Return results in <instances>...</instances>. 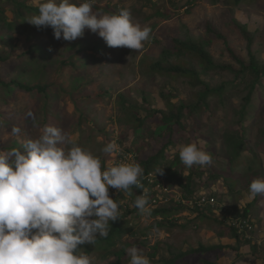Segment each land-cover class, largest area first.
<instances>
[{
  "label": "trees",
  "instance_id": "trees-1",
  "mask_svg": "<svg viewBox=\"0 0 264 264\" xmlns=\"http://www.w3.org/2000/svg\"><path fill=\"white\" fill-rule=\"evenodd\" d=\"M34 0L17 1L13 0V10L4 11L0 8V24L4 25L6 31L16 32L18 35L14 36V40H20V42L26 43V49L23 51L22 56L29 57L31 60L27 62L30 71L29 75L36 73L37 76L44 73L43 67L49 65L56 69L54 78V85L63 100L68 97L71 101L78 103L74 100L75 87H71L74 82H80L81 86L85 89L89 86H93L98 82V76L90 78L88 82V76L92 75L87 68L85 61H90L93 56L97 57L105 52L106 43L101 40L93 39H80L76 41L68 42L70 52L73 49L76 51L68 58L64 59L58 57L53 51L54 47H58L63 38L56 40L54 36L50 37L46 34H40V32H46L51 28L38 30L35 26L29 24L27 19L34 14H38L39 2L36 6H30L28 2ZM99 1V0H98ZM194 0H175V9H188L189 5ZM73 2H77L73 0ZM228 5L240 6L241 4H255L259 3L261 9L264 10V0H226ZM126 8V7H121ZM119 9V10H120ZM135 10L129 9L134 14L144 19H150L151 15H146L142 7H135ZM94 10H100L106 13L117 14V10L111 11V7L102 6L99 7V3L94 4ZM110 10V11H109ZM118 10V11H119ZM157 15L162 18L169 17L164 12H158ZM134 15H132L133 19ZM135 18V17H134ZM238 28L246 40V48L249 56V60L245 61L242 57L237 55L232 49L227 48L230 58L233 60V64H217L214 62L213 56L208 50L209 41L205 39H192L186 36L181 37L169 30L167 26H163L156 30V26L151 27V46H161L160 56L158 59L153 60L150 56H144L141 60V65L144 67L146 74L157 76L160 78H167L169 80H178L183 78L187 84L192 88L191 99L187 101L178 100L172 102L171 93H164L160 91L154 98L155 105H150L152 98L150 99L147 92L142 90V102L135 106L131 97V90L126 93H119L116 96V102L122 112V117L118 118V123L124 125L123 136L121 137V144L123 149L135 155L134 160L139 163L143 169V176L141 177V188L133 187L130 192H120L119 197L116 198L109 190L110 197L114 200L124 198L128 207L126 214L121 215L117 221L110 222L109 234L106 238L98 237L97 243L94 245H81V250L85 251L88 255H91L96 250L98 257L106 264H125L129 261L126 253V248L136 245L143 249L145 255L150 259L151 264H178L179 262L193 264H211L209 258L214 254L218 262V255L223 252L224 245L221 246H199L196 249L188 250L187 253H180L170 258H166L164 254L159 257L161 244L152 248L153 252L148 253L146 251V245L143 242L138 241L141 236H147L148 232L139 231L136 233L134 226H131V221H138L142 216L138 209L134 205V201L137 196L144 195L149 201V206L155 208L151 210V215L154 218H161L157 221L155 228H162L167 232H170L174 228L181 227L178 224V218L175 217L186 209H189L186 203L192 202L193 208L190 211L196 215L191 221L193 224H201L204 227H210L211 224H217L219 237H230L236 239L235 248L240 251L242 246L252 243V240L246 239L245 233H242L234 228L231 224L224 227L216 220L213 221L211 214L214 211V206L210 204H203L198 206L200 201L199 194L208 195V197L215 198L216 194L213 191L215 185H223L226 187L227 194L231 198V221L238 220V218L249 219L251 215L255 214L257 205L263 200L264 196H257L249 202H245L243 205L244 193L248 195L249 184L257 178H264V125L258 127L256 136L253 138H247L249 130L251 128V114L254 109L255 95L259 86L262 85L264 78V62L260 61L253 51L254 35L250 33L246 25H241L238 21L236 23ZM20 31V32H19ZM208 35L213 34L214 38L222 41L223 44L228 46V39L223 37L221 33H218L212 25H208ZM34 32V33H33ZM53 32V31H52ZM4 34L2 27H0V37ZM85 34H93L89 30H85ZM31 35V36H30ZM154 37L152 38V36ZM49 37V38H48ZM10 37L9 42L13 41ZM2 49V50H1ZM1 52L3 51L2 45H0ZM140 51H136L139 54ZM52 53L56 56H53ZM14 51L7 53V57L3 58L0 54V63L4 64L12 62L16 58ZM58 63V64H56ZM201 67V70L197 67ZM68 70L72 77L63 76L64 71ZM47 72V71H46ZM46 72L44 74H46ZM211 73L221 74L228 73L233 76V80L222 82L217 86H212L210 83L203 80V74L209 75ZM5 73H0V88L6 92L8 98H5L4 93H0V133L2 131H11L12 127L20 128L19 135H13L10 141H5L0 144V149L7 150L9 147H18L22 154H26V150L21 146L23 141L29 137H36L39 134V128L35 127L33 121H38L40 127L44 125H54L61 128V122L56 115H53L52 102L53 99L44 98L46 101L37 100L34 98L32 107L18 111L16 115L12 110L8 109L9 102L14 96L17 90L32 94L40 93L47 96V92L50 86L35 85L31 82L24 81L22 74L20 76L7 79ZM98 77V78H97ZM235 88V89H234ZM235 93L243 101L242 109L238 110L232 120H230L231 127L223 129L221 132L222 146L226 152L224 158L222 153L215 147L211 151L214 152L213 162L214 168L200 167L196 169L194 167L187 168L181 164L179 160L178 145L183 141L179 135L181 133L187 134V140L183 141V144L191 143L193 138L202 139L197 135L195 128L188 130L187 120L193 118V116L201 117L203 114H209L212 116L214 111L218 109H224L226 106L225 99L231 93ZM92 96V95H91ZM99 97H93L90 99L102 100L109 95L106 90L101 89ZM175 98V95H173ZM88 98H86L87 100ZM83 100V101H86ZM148 100H151L149 102ZM161 100L165 103L160 105ZM79 101L82 102L80 99ZM214 104V102H216ZM54 102V101H53ZM262 119L264 120V107L261 109ZM31 113V115H29ZM224 113V112H223ZM75 114L80 116V125L88 119H85L82 113L75 111ZM7 115V116H6ZM225 115V114H224ZM51 117L54 118L53 123H50ZM50 118V119H49ZM49 119V121H48ZM186 120V121H185ZM89 121V120H88ZM72 124L65 128L67 132L73 137L76 130L80 131V136L75 144L81 146L83 149L92 152L93 154L98 151L97 148H101L97 139L90 135L93 131L95 134H99L98 123L93 120V125L88 124L89 131L88 136L85 137V133L81 129H77L78 125L73 120ZM95 123V125H94ZM195 129V130H194ZM101 132V130H100ZM195 134L197 137H195ZM87 135V134H86ZM1 138V136H0ZM205 142L209 141V137H205ZM184 139V138H183ZM98 154V153H97ZM96 155V154H95ZM140 155V157L138 156ZM101 158L100 155H96ZM106 156L101 158L102 163L106 161ZM222 159V161L219 160ZM219 167V170H218ZM157 169H164V174H156ZM162 183L167 184V193H164L160 188ZM164 187V186H163ZM155 189H159V195L163 196L167 200L166 203L158 204L159 197L156 194ZM124 195H128L126 198ZM175 196L179 199L175 200ZM168 197V199H167ZM199 197V198H198ZM208 198V199H209ZM189 223V222H188ZM130 233L135 236V242L124 243L122 237L125 234ZM250 233H253L250 232ZM138 237V238H137ZM243 243V244H242ZM120 244V246H118ZM262 245L256 243L252 245L253 253L259 256L260 248ZM229 246H226L227 250ZM147 252V253H146ZM259 253V254H258ZM258 254V255H257ZM262 263L260 260L254 259V263ZM218 264V263H212Z\"/></svg>",
  "mask_w": 264,
  "mask_h": 264
},
{
  "label": "rangeland",
  "instance_id": "rangeland-1",
  "mask_svg": "<svg viewBox=\"0 0 264 264\" xmlns=\"http://www.w3.org/2000/svg\"><path fill=\"white\" fill-rule=\"evenodd\" d=\"M11 1L13 0H0V8H2L4 11L9 10L11 12L14 8ZM17 1L19 2L26 0ZM42 1L43 0H34L28 3L30 6H36ZM76 1L82 2V0ZM97 2L99 3L100 8L102 6L105 7L109 5L111 7V11L109 10L110 12H114L116 10L118 12L121 7H126L131 9V11H136V6L139 8L142 7L143 12L148 16L151 15V18L144 19L138 15V12L137 15L131 12V14L135 17H133L134 23H139L141 26H148L150 28L152 26H156V30L163 26H167L169 30L177 33L178 36L181 35V37H184L187 35V38H192L195 40L205 39L209 41L211 44L209 45L208 50L213 56L214 62L220 65H235L229 56L227 48L232 49L245 61L249 60L246 48V40L243 38L238 25H236L238 21L241 25H246L248 31L254 35L255 41L253 45V51L258 59L264 62V10L261 9L259 3L232 6L228 5L226 0H194L193 3L189 5L187 10L186 8L176 10L174 7L175 0H95V3ZM159 11L164 12V14L166 13V15H169V17L167 18L166 16L162 18L161 16L157 15ZM208 25H212L218 33H221L223 37L228 39V46L223 44V42L217 38H214L213 34L208 35ZM0 27H2L4 32V34H2L3 36L0 37V45H2L3 48L2 52V49L0 50L1 56L6 58L7 53L10 51H14L17 56L12 60V62L10 61L4 64L0 63V73H5L7 75V79L9 80L20 76L21 73L23 75V80L31 82L33 86H50L47 96H44L40 93H36L35 96H32V94L30 95L26 92L17 90L11 100H8V109H13L12 111L18 115V111H15V109L26 111L28 108L32 107L34 98H37V100L43 102L45 101L44 98L51 100L55 95L57 99L54 98V102L51 101L53 115L61 117L63 113V115L68 119V122L73 120L75 123H78L80 122V116L79 114H75V111L82 113L85 119H88L89 121L86 120L82 123V125H78L77 129H81L85 133V137L89 134V126L87 125V122L90 125H93V120L98 123L97 128H99V134H95L93 131H91L90 135L94 136L98 141L97 143H99L101 146L100 149L95 147L98 149V151L94 153V155H100L101 158L105 157V155L101 152V149L109 142H115L116 144L120 145L119 147L123 148L120 140L123 136L124 125H120L118 123V118L122 117V112L116 102V96L119 93H126L128 90H131L132 94L129 100L132 101L135 106L141 104L142 102V90L147 92L150 99L152 98V102L151 100H148L151 102L150 105H155L154 98L159 94L160 91H164L165 94L171 93L172 102H177L178 100L187 101L191 99L192 88L183 78L178 80H169L167 78L152 76L144 72V67L141 65V60L143 57L150 56L153 60H156L160 56L161 46H151L152 39H149V41L145 42V45L143 49L140 50L139 54L136 53L137 50L128 48H109L106 45V50L104 53L97 57L93 56V59L90 61H85L87 68L90 70L92 75H89L87 77L88 80H85L84 82H88L90 78H94L96 76L99 77H97L98 82L85 89L83 86H81L79 81L74 82L73 80L71 87H75L74 100L78 103L71 101L69 97L67 100H63L61 97L59 98L60 94L53 83L55 74L58 71H56L54 67L45 65L43 69L44 73L47 71L46 74L43 73L37 76L36 73H32L31 76H28L30 68L27 62L31 59L29 57L22 56L23 51L26 49V43L13 39L14 36L18 35L16 32L6 31L3 24H0ZM40 34H46L50 37H48L49 39H51L53 36V32L51 30L40 32ZM10 37L13 39L12 42H9ZM153 37L154 35L152 38ZM82 39L101 40L105 42L98 36V34H84ZM53 49H55L53 53L64 59H68L76 51V49H73L70 52L68 41L65 40L58 47H54ZM53 53L52 55L56 56ZM197 67L199 70H201V67H199L198 64ZM63 74V76L66 75L67 77H71L68 70L64 71ZM233 78L234 77L228 73H211L209 75L203 74V80L210 83L212 86H217L222 82L233 80ZM101 89L107 91L109 95L107 98L104 97L102 100H98L96 98L89 100V98L99 97L98 95ZM0 93H4L5 98H8L6 92H4V90L1 88ZM230 93L231 94L225 99L226 107L224 109L221 108L214 111L212 116H209V114H203L201 117L194 115L193 118L186 119L188 130L190 128H195L198 133L197 135L202 137V139L199 140L197 138H193L192 142H196L202 150L208 152L211 155L214 154V152L211 150L216 147L218 151L222 153L224 158L227 155L222 146L223 138L221 136V132L223 129L231 127L230 120H232L235 113L243 107L242 99L235 93ZM173 95H175V98ZM86 98L88 99L86 100ZM80 99L82 102L79 101ZM255 101L256 102L253 105L254 109L252 110L250 118L251 128L247 136L249 139L255 137L258 127H262L264 125V120H259V118L261 117L262 119L263 116L260 113H262L261 109L264 107V78L262 85L259 86L258 90L256 91ZM162 103H165L164 100H161L160 105H162ZM215 103H217V101L214 102V104ZM60 120L64 121L65 118ZM70 124L72 123L70 122ZM80 134V131H75V136L72 137L73 141H77ZM197 135L195 134V137H197ZM0 136V144H3L5 141H10L13 138V135L9 130L2 131ZM186 136V133H181L179 135L183 141L187 140L185 139L187 138ZM207 136L210 139L208 142H205V137ZM183 141H181V144H183ZM138 156L140 157V155ZM118 160L122 161L117 159L116 154L111 158L107 157L105 164L108 166H113L119 163ZM219 160L222 161L221 158H219ZM213 164L214 162L209 166V168H214L215 165ZM193 167L196 169L198 166ZM166 188L167 184L164 185V183H162V187L160 189L163 190L164 193H167ZM109 190L116 198L119 197V190L112 188ZM155 191V193L158 194L160 190L155 189ZM213 191L216 194L217 203L213 213L211 214V217L213 221L216 220L218 223L224 224L222 226L228 227L227 225H229L228 223L230 222V212L232 210L230 202L231 198L229 197V194H227L226 187H224L222 184L215 185L213 187ZM124 196L126 198L129 197L128 195ZM157 196L159 197L158 204L167 202L163 196L159 194ZM123 199L124 198L122 197L119 198L121 203L120 216L126 214L127 210L132 208V206L128 207ZM178 199L179 197L175 196V200ZM251 200L252 199L248 198L247 193H244L241 204L243 205L245 202H249ZM149 207L151 210L155 208L154 206ZM195 217V214L190 212L189 209H186V211L175 217L176 219L178 218V224L181 227L174 228L170 232H167L162 228H155L153 225H155L157 221H160L161 218H154L152 215H142L138 221H131L130 224L131 226H134L136 233L139 231L146 232L147 230V236H141L140 238H137L138 241L143 242L146 245V251L148 253L153 252L152 248L158 244H161L159 257L164 254L166 258H170L180 253H187L188 250L196 249L200 245L207 247L224 245L223 252L218 255V262L214 255L215 253L209 258V262L211 264H252L251 261L254 263V259H258L262 262L258 264H264V198L257 205L255 214L251 215L250 220L256 225V230H254L252 233V243L242 246L240 251H237L235 248H231L236 246V240L231 239L230 237L218 236L217 224L213 223L207 228L204 227V225L201 226L199 223L193 224L191 221ZM135 238V236L127 233L124 235V237H122V241L124 243H133L135 242ZM255 243L257 245L263 244L262 247H259V256H256V254L252 255L253 250L251 247ZM118 246H120V244ZM226 246H229L227 250H225ZM89 256L92 259V264L107 263V261H104L98 257L96 250L93 251V253ZM125 264H129V261ZM178 264L187 263L182 261ZM188 264L193 263L189 262Z\"/></svg>",
  "mask_w": 264,
  "mask_h": 264
},
{
  "label": "clouds",
  "instance_id": "clouds-1",
  "mask_svg": "<svg viewBox=\"0 0 264 264\" xmlns=\"http://www.w3.org/2000/svg\"><path fill=\"white\" fill-rule=\"evenodd\" d=\"M94 3L43 0L38 14L27 22L38 30L51 28L56 40L76 41L89 30L109 48L143 49L150 39V27L134 23L128 8L117 14L106 13L94 10ZM57 118H65L61 128L40 127L38 121H33L39 134L21 144L26 154L18 147L0 149V264H92L91 257L79 246H95L98 236H108L110 222L112 225L120 217L121 203L110 197L109 189L127 193L133 187H142L143 169L134 155L109 142L101 152L108 158L117 154L122 161L108 166L99 156L74 143L65 130L70 122L63 113ZM53 121L51 117L50 123ZM20 131L14 126L11 134L19 135ZM178 149L179 160L187 168L213 163L212 155L196 142L180 144ZM156 174L163 175L164 169H157ZM199 196L200 201H206H199L198 206L208 203L215 208V198L203 193ZM257 196H264V178L254 179L248 186V198ZM186 204L190 211L193 203ZM133 206L141 215H151L144 195L137 196ZM250 219L239 217L229 224L252 240L250 232L256 230V225ZM126 253L129 264H151L136 245L126 248Z\"/></svg>",
  "mask_w": 264,
  "mask_h": 264
},
{
  "label": "built area",
  "instance_id": "built-area-1",
  "mask_svg": "<svg viewBox=\"0 0 264 264\" xmlns=\"http://www.w3.org/2000/svg\"><path fill=\"white\" fill-rule=\"evenodd\" d=\"M206 200L203 198V199H201V201H200V204H202V203H204ZM212 202H213V200H211Z\"/></svg>",
  "mask_w": 264,
  "mask_h": 264
}]
</instances>
